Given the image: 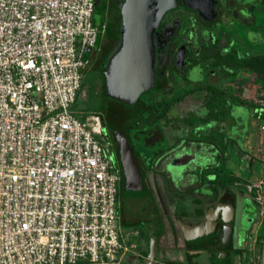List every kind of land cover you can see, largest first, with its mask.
<instances>
[{"label":"flooded vegetation","instance_id":"af4514ba","mask_svg":"<svg viewBox=\"0 0 264 264\" xmlns=\"http://www.w3.org/2000/svg\"><path fill=\"white\" fill-rule=\"evenodd\" d=\"M120 1L94 0L98 38L88 52L75 105L81 117L98 118V138L112 149L119 165L120 223L135 245L129 261L139 256L143 264L152 241L156 264H243L250 245L261 256L257 237L264 223V207L261 213L252 195L242 187L243 180L232 184L225 174L227 132L221 116L229 104H257L255 89L261 87L264 93V0H177L163 13L155 34L159 87L140 97L141 110L135 113V123L124 117L117 120L127 131L142 170L146 191L138 197L122 189L119 143L109 124L110 111L103 93L101 64L118 35ZM176 80L209 86L198 98L204 109L195 120L163 114L168 101H180L177 96L167 101L164 97L172 93ZM179 120L182 128L178 127ZM161 126L182 133L165 148L141 155L137 143L154 146L164 137ZM212 128L218 137L211 136ZM180 145L201 150L214 159L194 180L184 177L175 181L169 170L174 150ZM181 225H202L204 229L198 235L185 233ZM252 237L254 244L248 242Z\"/></svg>","mask_w":264,"mask_h":264},{"label":"built area","instance_id":"2783aa9c","mask_svg":"<svg viewBox=\"0 0 264 264\" xmlns=\"http://www.w3.org/2000/svg\"><path fill=\"white\" fill-rule=\"evenodd\" d=\"M93 10L94 0H0V264H124L135 246L113 151L98 118L75 108ZM254 106L262 117L264 98ZM258 137L263 153L264 124ZM246 184L262 213L264 173ZM253 246L243 264H260Z\"/></svg>","mask_w":264,"mask_h":264},{"label":"water","instance_id":"95a60500","mask_svg":"<svg viewBox=\"0 0 264 264\" xmlns=\"http://www.w3.org/2000/svg\"><path fill=\"white\" fill-rule=\"evenodd\" d=\"M177 0H121V21L118 35L107 48L102 60L104 75V99L109 124L113 127L119 143V161L122 168V189L125 194L142 196L146 187L136 153L128 139L127 131L117 124L118 118H129L141 108L140 97L153 88H158L155 67V34L163 13L175 6ZM245 156V152H243ZM201 150L180 145L174 150L169 170L175 181L184 177L194 180L213 161ZM252 158L249 162H252ZM185 233L201 234L204 227L181 225ZM153 241L143 264H156ZM260 264H264V237L261 246Z\"/></svg>","mask_w":264,"mask_h":264},{"label":"rangeland","instance_id":"374dc122","mask_svg":"<svg viewBox=\"0 0 264 264\" xmlns=\"http://www.w3.org/2000/svg\"><path fill=\"white\" fill-rule=\"evenodd\" d=\"M172 82L174 89L172 93H167L164 97L166 101L172 99L173 97H178L180 100L178 103L167 102V105L163 106V111L169 117H191L192 120L196 119V115L203 111L204 107L199 105V99L201 95L208 90L209 86L202 87L203 90L200 89L199 86L189 84L187 82ZM194 91V94L190 92ZM256 94V98L262 99L264 98L263 88L259 87L254 90ZM145 97V94L142 95ZM254 105L252 103H242V104H229L225 110L222 112L221 123L226 129V134L229 139H227V147L225 151L226 157V175L228 179H238L243 180L242 187L246 189L248 181H257L264 173V162L262 158L264 157V152L260 153L258 151H248V146H253L257 149L258 142L254 143V136L259 130V125L264 124V114L262 117H258L257 114L254 113ZM75 108L79 111V108L75 105ZM137 114V113H136ZM134 114L128 120H131L135 123L138 115ZM195 116V117H194ZM178 127L182 128V120H179ZM160 132L164 137L157 142L154 146L147 148L142 141L137 143V150L141 155L150 154L152 150H156L157 148H165L168 143L174 137H178L181 135L179 129L175 130L172 127H160ZM137 131V130H136ZM211 136L218 137L219 135L215 133V129H211ZM245 149V150H244ZM246 151L247 155L243 156V152ZM253 158V164L251 166L248 165V161L250 158ZM247 192V191H246ZM258 234H264V224L258 229ZM259 238V237H257ZM253 237L248 241L249 243H253ZM260 239V238H259ZM257 239V240H259ZM260 242V241H259ZM258 242V244H259ZM250 248L251 245L249 246ZM250 252V251H249ZM140 253V252H139ZM248 256V253L245 254V257ZM134 258V257H133ZM128 259L124 264H141L138 260V257L134 259Z\"/></svg>","mask_w":264,"mask_h":264},{"label":"crops","instance_id":"0c3cea01","mask_svg":"<svg viewBox=\"0 0 264 264\" xmlns=\"http://www.w3.org/2000/svg\"><path fill=\"white\" fill-rule=\"evenodd\" d=\"M259 129V128H258ZM257 135V136H256ZM258 135H259V130L257 131V133L254 135V136H256V137H254V143H255V145H256V143L258 142L259 143V137H258ZM227 139H229L228 137H227ZM245 149H247L248 151L250 150V151H258V147H257V149L256 148H254L253 146H248L247 148H245ZM244 149V150H245ZM246 154H245V156L247 155V152L246 151H244ZM254 157L252 156V159H253ZM255 159V158H254ZM233 182H232V184H235V183H239L238 181H240V180H238V179H234V180H232Z\"/></svg>","mask_w":264,"mask_h":264},{"label":"trees","instance_id":"16d2710c","mask_svg":"<svg viewBox=\"0 0 264 264\" xmlns=\"http://www.w3.org/2000/svg\"><path fill=\"white\" fill-rule=\"evenodd\" d=\"M140 110H141V109H140ZM140 110H139V111H140ZM139 111H138V112H139ZM138 112H137V113H138ZM252 161H253V160H252ZM231 180H232V179H229V181H231ZM263 224H264V223H263ZM258 237L260 238V239H259V241H260V242H259V246H260V252H261V246H262V240H263L264 234L258 235Z\"/></svg>","mask_w":264,"mask_h":264}]
</instances>
